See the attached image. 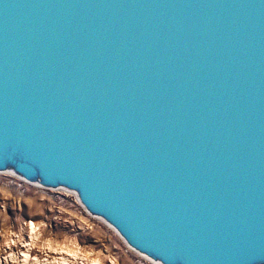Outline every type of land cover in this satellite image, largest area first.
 <instances>
[{
  "label": "water",
  "instance_id": "1",
  "mask_svg": "<svg viewBox=\"0 0 264 264\" xmlns=\"http://www.w3.org/2000/svg\"><path fill=\"white\" fill-rule=\"evenodd\" d=\"M0 173L150 264H264V0H0Z\"/></svg>",
  "mask_w": 264,
  "mask_h": 264
},
{
  "label": "rangeland",
  "instance_id": "2",
  "mask_svg": "<svg viewBox=\"0 0 264 264\" xmlns=\"http://www.w3.org/2000/svg\"><path fill=\"white\" fill-rule=\"evenodd\" d=\"M27 222L34 224L33 229ZM8 243L42 244L52 251L47 258L38 254L32 264H150L105 224L88 216L72 194L37 188L0 173V248L6 250ZM10 253L8 249L0 255V264H27L18 258L20 251Z\"/></svg>",
  "mask_w": 264,
  "mask_h": 264
},
{
  "label": "bare ground",
  "instance_id": "3",
  "mask_svg": "<svg viewBox=\"0 0 264 264\" xmlns=\"http://www.w3.org/2000/svg\"><path fill=\"white\" fill-rule=\"evenodd\" d=\"M28 228L31 230L33 229L34 227V224L32 222H27L26 223ZM34 243H8L6 244L7 247H6V250L9 249V252H14L15 251H20V254L18 253V258H21L22 261L24 263H27V264H32L33 262H37V255H41L43 257H46L47 258V253H50L52 252L51 250L50 251H47L45 248H42L43 245L41 244L39 247H36V245H33ZM2 246V245H1ZM20 249V250H19ZM45 249V250H44ZM129 249V248H128ZM5 249H2L0 248V255L2 253H4V251H6ZM131 250V249H129ZM132 251V250H131ZM133 252V251H132ZM5 253H8V252H5ZM10 253V254H11ZM135 253V252H134ZM16 254V253H15ZM136 255H138L139 257L141 256L140 254H137L135 253ZM3 255V254H2ZM32 257H34L35 259H32ZM39 257V256H38ZM8 258V257H6ZM10 259H14L13 257H9ZM0 260H1V256H0ZM42 260V259H41ZM45 260V259H44ZM146 261V260H145ZM42 263V262H41ZM45 263V262H44Z\"/></svg>",
  "mask_w": 264,
  "mask_h": 264
}]
</instances>
